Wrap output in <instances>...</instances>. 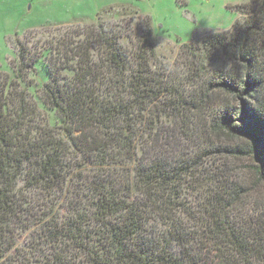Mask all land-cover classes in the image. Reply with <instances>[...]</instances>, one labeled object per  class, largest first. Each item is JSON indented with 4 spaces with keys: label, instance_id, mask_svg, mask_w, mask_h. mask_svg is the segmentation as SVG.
I'll use <instances>...</instances> for the list:
<instances>
[{
    "label": "trees",
    "instance_id": "1",
    "mask_svg": "<svg viewBox=\"0 0 264 264\" xmlns=\"http://www.w3.org/2000/svg\"><path fill=\"white\" fill-rule=\"evenodd\" d=\"M232 8L172 69L146 17L15 38L0 264H264V0Z\"/></svg>",
    "mask_w": 264,
    "mask_h": 264
},
{
    "label": "rangeland",
    "instance_id": "2",
    "mask_svg": "<svg viewBox=\"0 0 264 264\" xmlns=\"http://www.w3.org/2000/svg\"><path fill=\"white\" fill-rule=\"evenodd\" d=\"M247 2L249 0H0V72L12 75L16 37L28 39L33 45L36 39L46 41L72 30L71 27L92 25L97 14L109 27L130 21L132 28H138L146 17L154 33L158 61L169 64L172 69L181 44L200 39L209 32L228 30L238 17L232 7ZM121 7H129L137 15L115 19ZM126 40L122 38L120 42L129 47ZM34 68L33 84L41 87L47 75L40 61Z\"/></svg>",
    "mask_w": 264,
    "mask_h": 264
}]
</instances>
